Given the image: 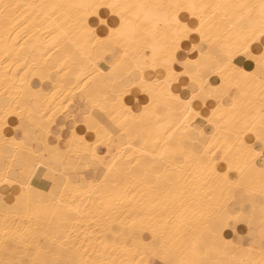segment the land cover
Wrapping results in <instances>:
<instances>
[{"label": "bare ground", "instance_id": "6f19581e", "mask_svg": "<svg viewBox=\"0 0 264 264\" xmlns=\"http://www.w3.org/2000/svg\"><path fill=\"white\" fill-rule=\"evenodd\" d=\"M170 2L176 0H0V264H31L34 258L62 264H133L141 255L145 264L150 258L162 263L164 256L173 264H264L260 156L253 159L247 149H230L236 132L247 124L252 131L243 132L244 144L254 146L256 153L261 150L256 133L264 108V73L242 54L232 56V66L223 75L216 71L228 52L242 51L249 23L259 20L261 0H179L208 5L206 40L202 44L200 33L192 30L180 42L177 62L170 65L176 73L168 88L171 96L161 83L167 69L159 58L153 65L149 47L163 41L159 33L155 40L145 39L151 24L162 20L145 22V14L158 10L116 9L134 26L144 22L143 28L123 34L119 46L92 47L95 41H89L78 20L96 38L105 39L120 27V16L107 7L95 15L73 7ZM239 5L256 7L249 13ZM179 19L191 29L200 27L188 11H181ZM248 47L253 56L264 53L259 37ZM190 52L195 56L189 57ZM238 57L247 64L238 65ZM200 82L205 92L219 90L215 98L192 100L189 118L204 133L196 138L195 151L213 145L207 159L216 154L214 171L179 154L182 120L188 114L171 97L191 99ZM131 90L140 98H129ZM192 132L184 134L186 156ZM248 134L253 144L246 140ZM99 148L106 149L109 160ZM143 162L149 166L142 167ZM78 166L91 176L78 173ZM41 169L52 182L47 189L33 184ZM241 169L239 185L225 182V174L232 181L240 179ZM21 183L30 188L22 189ZM239 190L247 196L243 202L235 196ZM252 195L261 196L262 203H250ZM213 217L217 220L209 223ZM230 222L241 232L232 230L228 238L224 230ZM218 225L224 230H214ZM153 233L160 255L147 247Z\"/></svg>", "mask_w": 264, "mask_h": 264}, {"label": "snow or ice", "instance_id": "6c2138e0", "mask_svg": "<svg viewBox=\"0 0 264 264\" xmlns=\"http://www.w3.org/2000/svg\"><path fill=\"white\" fill-rule=\"evenodd\" d=\"M55 7V6H53ZM73 7H79V8H86L90 9L89 12L86 13V15H95L96 10L101 8V7H107L109 9H112L114 11L115 15L120 16V27L119 28H114L111 29L109 32V35L105 39H98L95 37L93 34V31L91 29H87L85 21L83 19L78 20V24L81 26V29L84 33H86L87 38L89 41H95L94 44H92V47L96 46H104V45H111L113 47L119 46L121 37L123 34L127 32H135L137 27L143 28L144 22L141 23V25L134 26L132 23V20L126 17L122 12L116 11V9L120 7L124 8H148L151 7L153 9H156L158 11L156 12H149L145 14V22L149 20V18L152 17H162V20H157L156 22H153L151 24V31H148L145 33V39L151 38L155 40L157 33H159L160 40L163 41V44H152L149 45L153 52V65L157 63V60L159 58V65L161 67H164L167 69L168 75L165 77V79L161 82L163 84V90L165 92H168V88L170 86V80L176 76V73L172 71L170 65L173 63H176V56L175 53L179 50L180 47V42L183 39L187 38V35L190 31L195 30L200 33L201 35V43L203 44L206 40V35L204 31V25L206 23L204 19V9L208 7V5H196L194 3H182L179 2V0H176V2H170V3H158L155 5H118L116 3H109V4H84V5H74ZM238 7L241 8H249V13L253 8L256 6H247V5H239ZM259 20L258 21H251L249 23L248 29L246 34H244L243 39H242V44L241 48L237 49L236 53L228 52L227 53V60L225 62H222L223 66L217 69L221 75L232 66L231 61H232V56L235 54H242L248 56L249 59L254 60L257 64L258 69L264 73V53H261L259 56H253L251 52L249 51L248 47V42L250 40H255L257 37L261 40V42H264V0H261V3L259 4ZM199 9V11H197ZM181 11H188L192 13L194 16L197 17V19L200 22V27L191 29L189 28L188 25L182 24L181 20L179 19V13ZM101 24L104 23L103 20L100 21ZM161 23L163 24V31H160V25ZM158 54H162L161 56L158 57ZM203 55V53H201ZM123 55L125 57L128 56V52L125 50ZM243 76H248L250 75L249 73H242ZM140 84H144V80L141 79L139 81ZM223 87V86H222ZM148 91L151 93L152 89H148ZM219 90H212L205 92L204 88V82H200L199 89L197 90L196 88L193 89V95L191 99L188 100H183L180 97H171L172 100L176 102V104L181 105L182 107L180 108V111L182 113H187L188 115L183 116L182 124L184 125V133L181 135V140L179 141V154L181 156H184L185 159H188L190 156L194 157L197 162L202 166V167H208L211 166L213 171L215 170V164L214 161L216 159V154H212L211 159H207L209 157V154L211 153V149L213 145L209 143L206 147L203 148L202 151L196 152L195 151V145L199 143L198 139H192L188 143L191 146V151L189 155H185L186 152H189V148L185 145L184 141V134L193 131L197 133L198 137H202L204 135L203 131L195 129L191 126L189 123V118L190 115H192L191 112V104L192 100L198 98L199 96H204V98L208 97H213L214 93ZM168 95L171 96V93L168 92ZM209 123L213 124V127L219 131V126L214 123L212 118H209ZM245 131H252L251 128L248 127L247 124L244 125L243 128L239 129L236 134H235V141L231 147H235L237 152H241L244 149H247V152L255 159V156L259 155L262 160H264V108H262V114H261V121H260V128L259 132L256 133V139L259 142V144L262 146L261 150L259 153H256L255 147L254 146H249L245 145L242 134ZM173 133L169 134L168 139L172 140L173 139ZM215 139V136L213 137ZM58 150V149H57ZM173 155H176V152L174 150ZM93 156H95V151L93 150ZM35 167H39V164H37ZM111 169H109L110 171ZM229 170H232V165L229 164ZM240 174V179L232 181L230 178L227 176V174L224 175L223 179L227 183H233L239 185L241 183V180L243 178V170H238ZM260 173L262 176H264V165L260 167ZM5 183L10 182L7 178L4 180ZM15 183L16 181H11ZM21 188L26 189L30 188V185H25L24 183H21ZM25 193L22 192V195ZM162 239V238H161ZM155 242H156V234L153 233V241L150 242V244L147 246L148 248L152 249L153 254L160 255L159 252L156 251L155 249ZM165 245L161 243V248H164ZM137 255H141L139 251L136 253ZM11 264H28L27 261L21 260V261H13ZM31 264H62L61 261L59 260H53V261H41L39 259H32ZM133 264H145V261L143 259V256L141 255V259L139 261H134ZM162 264H173L172 261H170L166 256H164L162 260Z\"/></svg>", "mask_w": 264, "mask_h": 264}, {"label": "crops", "instance_id": "0c3cea01", "mask_svg": "<svg viewBox=\"0 0 264 264\" xmlns=\"http://www.w3.org/2000/svg\"><path fill=\"white\" fill-rule=\"evenodd\" d=\"M188 56L189 57H194L195 56V52H190L189 54H188ZM235 62L238 64V65H243V64H247V60L245 59V58H243V57H238V58H236L235 59ZM257 70V73H258V69H256ZM129 96V98H132V97H137V98H140V96L138 95V93L136 92V90H131V92H130V95H128ZM144 102V100L142 99H140V103H143ZM224 102L225 103H227L226 102V100H224ZM197 124H200V125H202L203 124V121L200 119V118H197L196 119V121H195ZM202 122V123H201ZM23 126H25V125H23ZM23 126H21V127H23ZM190 138L191 139H196V138H198V136H197V133H195V132H192L191 133V135H190ZM227 139L228 140H230L231 138L230 137H227ZM246 140L249 142V143H254V139H253V137H252V135H250V134H248V135H246ZM175 146V147H174ZM174 147V149H176L177 147H178V145L177 144H174L173 146H172V148ZM103 149V150H102ZM98 152H99V154H101V155H103V156H106V160H109V156H107L106 155V149L105 148H99L98 149ZM114 153V150H112V151H110V154H113ZM258 164L260 165V166H262V165H264V160H262L261 158L260 159H258ZM142 167H148L149 166V162H143L142 164ZM156 167H159V168H156ZM155 168H156V170L155 171H158L157 169H159L160 170V168H161V166L160 165H158V166H156ZM81 168V169H80ZM81 170V171H80ZM84 169H82V166H78L77 167V172L78 173H81V174H83L85 177H90L91 176V174H87V172L85 171ZM44 175H46V170L44 171V169H41L39 172H38V174H37V181L36 182H34L33 184L35 185V186H37V187H40V188H42V189H47L48 187H50L51 186V181H49V180H47L46 178H44ZM148 178V179H147ZM145 181L146 182H151V179H150V177L149 176H147L146 178H145ZM235 196H236V198L240 201V202H243V201H245L246 199H247V196H246V194H245V192L244 191H241V190H239V191H237L236 192V194H235ZM248 200H249V202L250 203H252L254 206H258V205H260L261 203H262V201H263V199H262V197L261 196H259V195H252V196H249L248 197ZM234 223V222H233ZM233 223H231L230 222V224H229V228H231V229H229L228 228V232H227V235L230 237V233L229 232H231L232 230H235L236 229V231H240L241 232V230H240V227H238L237 225H235V223L233 224ZM218 227L221 229V225H218L217 227H215L214 228V230H218V231H221V230H219L218 229ZM242 231L244 232V230L242 229ZM239 232V233H240ZM66 257V256H65ZM150 264H162L158 259H155V258H150ZM63 264H66V263H63Z\"/></svg>", "mask_w": 264, "mask_h": 264}, {"label": "rangeland", "instance_id": "374dc122", "mask_svg": "<svg viewBox=\"0 0 264 264\" xmlns=\"http://www.w3.org/2000/svg\"><path fill=\"white\" fill-rule=\"evenodd\" d=\"M113 130H114V133L117 132V128H116V127H114ZM72 156H74V155H72ZM179 161H180V159H179V158H176V162H179ZM95 175H96V174H95ZM36 179H37V177L33 180V183L37 181ZM51 183H52V182H51ZM160 189H163V187L160 188ZM216 220H217V218L213 217V218L210 220L209 223H213V222H215ZM218 229H219V230H224V229H222V228L220 229L219 227H218ZM227 232H228V229L224 230V235H225L226 237L230 238V237L227 235Z\"/></svg>", "mask_w": 264, "mask_h": 264}]
</instances>
